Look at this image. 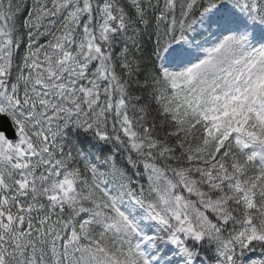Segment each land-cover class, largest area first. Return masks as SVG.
<instances>
[{
  "label": "snow or ice",
  "instance_id": "1",
  "mask_svg": "<svg viewBox=\"0 0 264 264\" xmlns=\"http://www.w3.org/2000/svg\"><path fill=\"white\" fill-rule=\"evenodd\" d=\"M0 264H264V0H0Z\"/></svg>",
  "mask_w": 264,
  "mask_h": 264
}]
</instances>
